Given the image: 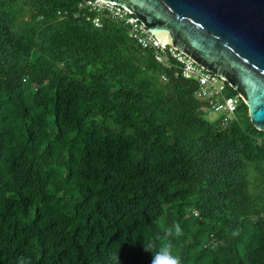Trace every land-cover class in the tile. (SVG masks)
I'll return each mask as SVG.
<instances>
[{
  "label": "trees",
  "instance_id": "1",
  "mask_svg": "<svg viewBox=\"0 0 264 264\" xmlns=\"http://www.w3.org/2000/svg\"><path fill=\"white\" fill-rule=\"evenodd\" d=\"M177 71L85 0H0V264H264V131Z\"/></svg>",
  "mask_w": 264,
  "mask_h": 264
},
{
  "label": "water",
  "instance_id": "2",
  "mask_svg": "<svg viewBox=\"0 0 264 264\" xmlns=\"http://www.w3.org/2000/svg\"><path fill=\"white\" fill-rule=\"evenodd\" d=\"M125 7L158 38L241 95L264 131V0H104Z\"/></svg>",
  "mask_w": 264,
  "mask_h": 264
},
{
  "label": "built area",
  "instance_id": "3",
  "mask_svg": "<svg viewBox=\"0 0 264 264\" xmlns=\"http://www.w3.org/2000/svg\"><path fill=\"white\" fill-rule=\"evenodd\" d=\"M90 9L96 10L111 19H119L129 26V35L142 48H150L154 58L159 62L168 64L169 59H174L178 73L196 81L194 97L203 102L205 112L216 114L212 121L226 126L238 119V111L243 103L239 93H229L231 85L222 77L206 70L186 54L169 43H161L156 36L135 17L128 15L130 12L125 7L114 5L104 0H85ZM99 25L98 17L92 19Z\"/></svg>",
  "mask_w": 264,
  "mask_h": 264
},
{
  "label": "clouds",
  "instance_id": "4",
  "mask_svg": "<svg viewBox=\"0 0 264 264\" xmlns=\"http://www.w3.org/2000/svg\"><path fill=\"white\" fill-rule=\"evenodd\" d=\"M182 229L179 224L175 225L174 231L168 235L179 237L182 235ZM145 251L152 254L151 264H181V259L174 254L171 241L161 242L159 237L143 241ZM118 259V258H117ZM119 264V261H118Z\"/></svg>",
  "mask_w": 264,
  "mask_h": 264
},
{
  "label": "rangeland",
  "instance_id": "5",
  "mask_svg": "<svg viewBox=\"0 0 264 264\" xmlns=\"http://www.w3.org/2000/svg\"><path fill=\"white\" fill-rule=\"evenodd\" d=\"M215 116H216V114L213 113V112H210V113L206 112V113H205V118H206L207 120H209V121H212V120L215 118Z\"/></svg>",
  "mask_w": 264,
  "mask_h": 264
}]
</instances>
